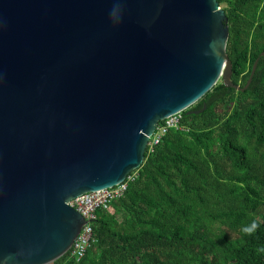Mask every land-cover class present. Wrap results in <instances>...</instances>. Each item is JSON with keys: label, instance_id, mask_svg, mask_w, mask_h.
Returning <instances> with one entry per match:
<instances>
[{"label": "water", "instance_id": "95a60500", "mask_svg": "<svg viewBox=\"0 0 264 264\" xmlns=\"http://www.w3.org/2000/svg\"><path fill=\"white\" fill-rule=\"evenodd\" d=\"M229 37L219 0H0V264L68 253L71 199L141 167L219 81L245 90L258 60L235 83Z\"/></svg>", "mask_w": 264, "mask_h": 264}, {"label": "trees", "instance_id": "16d2710c", "mask_svg": "<svg viewBox=\"0 0 264 264\" xmlns=\"http://www.w3.org/2000/svg\"><path fill=\"white\" fill-rule=\"evenodd\" d=\"M219 3L232 79L244 87L258 60L251 83L221 80L182 111L185 127L148 145L124 195L97 210L85 256L51 264H264V0Z\"/></svg>", "mask_w": 264, "mask_h": 264}, {"label": "built area", "instance_id": "2783aa9c", "mask_svg": "<svg viewBox=\"0 0 264 264\" xmlns=\"http://www.w3.org/2000/svg\"><path fill=\"white\" fill-rule=\"evenodd\" d=\"M181 120L182 112H178L164 119L163 124H158L150 137L149 145L151 150L160 142L162 136L169 128H184L185 126L181 124ZM137 175L138 172H131L122 182L114 186L97 191L84 192L69 201V204L85 217V223L68 251L70 258L80 260L85 256L87 249L94 240L93 222L97 218V210L108 209L113 200L123 196L129 183L135 180Z\"/></svg>", "mask_w": 264, "mask_h": 264}, {"label": "clouds", "instance_id": "9594fccd", "mask_svg": "<svg viewBox=\"0 0 264 264\" xmlns=\"http://www.w3.org/2000/svg\"><path fill=\"white\" fill-rule=\"evenodd\" d=\"M256 227H257V225L254 223V224H252L250 227L245 228L244 231H245L246 233H249V234H250L252 231L255 230Z\"/></svg>", "mask_w": 264, "mask_h": 264}, {"label": "rangeland", "instance_id": "374dc122", "mask_svg": "<svg viewBox=\"0 0 264 264\" xmlns=\"http://www.w3.org/2000/svg\"><path fill=\"white\" fill-rule=\"evenodd\" d=\"M225 6H226V4H225V3H224V4H221V7H223V8H224Z\"/></svg>", "mask_w": 264, "mask_h": 264}]
</instances>
